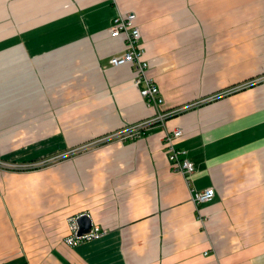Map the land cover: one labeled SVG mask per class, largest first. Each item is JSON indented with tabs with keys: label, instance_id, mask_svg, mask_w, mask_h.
<instances>
[{
	"label": "crops",
	"instance_id": "crops-1",
	"mask_svg": "<svg viewBox=\"0 0 264 264\" xmlns=\"http://www.w3.org/2000/svg\"><path fill=\"white\" fill-rule=\"evenodd\" d=\"M119 12L137 15L161 110L264 77V0H0V160L45 165L0 170V264H264V83L98 144L158 113L109 64ZM176 128L191 187L164 145ZM83 214L106 233L70 247Z\"/></svg>",
	"mask_w": 264,
	"mask_h": 264
},
{
	"label": "built area",
	"instance_id": "built-area-1",
	"mask_svg": "<svg viewBox=\"0 0 264 264\" xmlns=\"http://www.w3.org/2000/svg\"><path fill=\"white\" fill-rule=\"evenodd\" d=\"M109 35L111 38L122 37L126 42L125 52L121 55L112 56L109 62L110 66L122 67L130 65L135 73L134 85L139 89L140 94L148 107L157 109L158 113L152 119L127 126L115 133L105 136L103 139L99 140L98 144L111 140L127 141L146 137L149 135L150 131L155 128V125L159 124L165 126L166 121L173 116L180 115L195 106L204 104L205 102H213L226 98L232 94L264 82V77L253 79L221 91L220 93L201 102L179 107L177 109L161 110L164 106V98L161 94L159 86L149 75L150 63L145 58V50L142 46V32L140 27L137 25L136 13L119 12V14L113 19ZM183 135L184 131L181 128L165 130L163 141L172 169L183 174L189 187H191L192 177L195 174V165L190 158L187 157L188 152L176 145L177 141L181 139ZM1 163L2 162L0 161V164ZM191 193L193 202L196 205L210 203L216 196L215 189L213 188L205 191H196L195 189H191ZM80 216L69 220L70 234L65 239V243L70 247H77L85 242L99 239L106 233V231H103L100 226L92 224V229L89 233L79 235V225L77 223V219Z\"/></svg>",
	"mask_w": 264,
	"mask_h": 264
},
{
	"label": "rangeland",
	"instance_id": "rangeland-1",
	"mask_svg": "<svg viewBox=\"0 0 264 264\" xmlns=\"http://www.w3.org/2000/svg\"><path fill=\"white\" fill-rule=\"evenodd\" d=\"M245 82H247V81H245ZM245 82H243V83H245ZM261 83H264V82H261ZM261 83H259V84H261ZM240 84H242V83H240ZM259 84H257V85H259ZM237 85H239V84H237ZM234 86H236V85H234ZM1 162H2L0 164V170L1 171H10L13 173L27 172V171L35 170L37 168L45 166L44 164H40V163L36 164V162L35 163H22V164H12V163L3 162V161H1ZM47 162H49V161H47Z\"/></svg>",
	"mask_w": 264,
	"mask_h": 264
},
{
	"label": "water",
	"instance_id": "water-1",
	"mask_svg": "<svg viewBox=\"0 0 264 264\" xmlns=\"http://www.w3.org/2000/svg\"><path fill=\"white\" fill-rule=\"evenodd\" d=\"M79 225V235L87 234L92 229L93 221L88 214H83L77 219Z\"/></svg>",
	"mask_w": 264,
	"mask_h": 264
},
{
	"label": "trees",
	"instance_id": "trees-1",
	"mask_svg": "<svg viewBox=\"0 0 264 264\" xmlns=\"http://www.w3.org/2000/svg\"><path fill=\"white\" fill-rule=\"evenodd\" d=\"M114 39H117V38H114ZM178 116V115H177ZM15 264H28L27 262H25V261H20V262H18V263H15Z\"/></svg>",
	"mask_w": 264,
	"mask_h": 264
}]
</instances>
